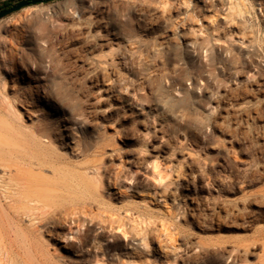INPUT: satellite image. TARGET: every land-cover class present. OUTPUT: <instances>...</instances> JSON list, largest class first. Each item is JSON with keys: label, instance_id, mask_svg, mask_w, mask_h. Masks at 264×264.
<instances>
[{"label": "rangeland", "instance_id": "rangeland-1", "mask_svg": "<svg viewBox=\"0 0 264 264\" xmlns=\"http://www.w3.org/2000/svg\"><path fill=\"white\" fill-rule=\"evenodd\" d=\"M0 50L7 95L87 149L118 209L101 250L94 224L69 250L40 233L54 264H264V0H56L0 19Z\"/></svg>", "mask_w": 264, "mask_h": 264}, {"label": "bare ground", "instance_id": "bare-ground-1", "mask_svg": "<svg viewBox=\"0 0 264 264\" xmlns=\"http://www.w3.org/2000/svg\"><path fill=\"white\" fill-rule=\"evenodd\" d=\"M97 23L101 24L99 20ZM191 36L197 35L191 31ZM4 56L0 50V264H54V257L41 250L39 234L48 232L66 243L64 248L69 250L74 247L69 241L73 228L81 230L89 224L96 226L93 249H103L96 240L98 233H116L119 227L113 216L118 209L107 207L101 193V167L87 159V149L75 152L61 133L54 132L49 113L43 110L36 114L33 97L25 93L7 95L9 71ZM77 157L82 159L77 161ZM132 179L122 174L115 181ZM108 186L111 195L122 194L117 188L112 190L110 183ZM156 193L163 196L160 191ZM76 196L84 199L75 201ZM66 227L68 233L58 232ZM85 237H76L83 247L89 242ZM240 250L232 247L229 257Z\"/></svg>", "mask_w": 264, "mask_h": 264}, {"label": "water", "instance_id": "water-1", "mask_svg": "<svg viewBox=\"0 0 264 264\" xmlns=\"http://www.w3.org/2000/svg\"><path fill=\"white\" fill-rule=\"evenodd\" d=\"M53 1L56 0H20L16 3H13L9 8L0 10V19L9 16L27 6L35 5V4H45Z\"/></svg>", "mask_w": 264, "mask_h": 264}, {"label": "trees", "instance_id": "trees-1", "mask_svg": "<svg viewBox=\"0 0 264 264\" xmlns=\"http://www.w3.org/2000/svg\"><path fill=\"white\" fill-rule=\"evenodd\" d=\"M12 4H13V1H3L0 4V10L5 9V8H9Z\"/></svg>", "mask_w": 264, "mask_h": 264}, {"label": "built area", "instance_id": "built-area-1", "mask_svg": "<svg viewBox=\"0 0 264 264\" xmlns=\"http://www.w3.org/2000/svg\"><path fill=\"white\" fill-rule=\"evenodd\" d=\"M1 1H5V0H1Z\"/></svg>", "mask_w": 264, "mask_h": 264}]
</instances>
